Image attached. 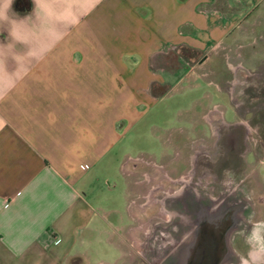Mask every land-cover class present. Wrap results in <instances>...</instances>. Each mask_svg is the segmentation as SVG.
I'll return each instance as SVG.
<instances>
[{
	"label": "crops",
	"instance_id": "crops-1",
	"mask_svg": "<svg viewBox=\"0 0 264 264\" xmlns=\"http://www.w3.org/2000/svg\"><path fill=\"white\" fill-rule=\"evenodd\" d=\"M13 3L0 22V264H86L120 236L122 208L130 250L146 176L167 172L165 155L134 150L135 130L184 69L182 49L208 59L231 46L264 24V0H44L38 14Z\"/></svg>",
	"mask_w": 264,
	"mask_h": 264
},
{
	"label": "flooded vegetation",
	"instance_id": "flooded-vegetation-1",
	"mask_svg": "<svg viewBox=\"0 0 264 264\" xmlns=\"http://www.w3.org/2000/svg\"><path fill=\"white\" fill-rule=\"evenodd\" d=\"M239 95L247 98L243 104L248 98L256 100L251 115L255 117L260 186H250L244 173L249 124L224 123L230 128L218 132L217 139L203 138L200 148L197 139L188 141L175 151L167 172L146 176L150 202L143 213L147 229L141 233L142 248L135 264H242L247 258L249 230L233 233L232 202H240L235 227L247 221L246 201L254 205L250 222L264 220V84ZM233 127L243 128L239 138L234 132L228 134ZM181 161L183 168L178 166Z\"/></svg>",
	"mask_w": 264,
	"mask_h": 264
},
{
	"label": "rangeland",
	"instance_id": "rangeland-1",
	"mask_svg": "<svg viewBox=\"0 0 264 264\" xmlns=\"http://www.w3.org/2000/svg\"><path fill=\"white\" fill-rule=\"evenodd\" d=\"M227 42H230L231 46L226 45L211 52L208 59L203 57V54L196 57L185 56L182 64L184 69L173 73L167 96L154 109L151 120L148 118L149 123H141L135 130L131 143L137 153L139 150L145 153L153 152L156 157L159 153L161 156L165 155L164 160L170 165L177 144L183 145L191 139H197L196 146L200 148L203 138H208V141L217 139L218 132H226L230 128L224 123L249 124L251 127L245 144L249 153L244 160V173L250 186L256 189L260 186L256 159L257 133L255 117L251 115V110H255L256 100L248 98V103L243 104L247 98L239 95V92L255 90L258 85L264 84V24L248 26L245 32L237 29ZM207 116L212 118L213 127L209 124ZM153 120H157L158 125L155 124L154 129L150 128V124H154ZM242 131V127H233L228 130V134L234 132L239 138L238 134L241 135ZM183 149L185 150V147ZM178 166L183 168L185 164L181 161ZM105 185H108V182ZM118 188L122 189V184H119ZM139 217L142 220L135 221L137 227L131 238L133 246L130 250L125 241L128 237L124 236L122 226H126L131 220L128 222L127 211L122 208L116 223L120 236L115 235L113 241L105 238L102 243H97L96 253L89 256L86 264L100 261L101 259H97L99 255L103 256V264H135L136 256L142 248L141 233L147 229V214L142 213ZM139 225H142V228H139Z\"/></svg>",
	"mask_w": 264,
	"mask_h": 264
},
{
	"label": "clouds",
	"instance_id": "clouds-1",
	"mask_svg": "<svg viewBox=\"0 0 264 264\" xmlns=\"http://www.w3.org/2000/svg\"><path fill=\"white\" fill-rule=\"evenodd\" d=\"M13 0H0V22L10 21L8 15ZM35 14L42 10L44 0H33ZM9 35L15 39L14 29H9ZM245 243L248 245L247 258L242 264H264V220L251 223V227L245 236Z\"/></svg>",
	"mask_w": 264,
	"mask_h": 264
},
{
	"label": "water",
	"instance_id": "water-1",
	"mask_svg": "<svg viewBox=\"0 0 264 264\" xmlns=\"http://www.w3.org/2000/svg\"><path fill=\"white\" fill-rule=\"evenodd\" d=\"M244 207L247 210V221L243 222L240 225H237L235 227V222H237V219L239 218L238 213H239V210H240V202L238 200L232 202L231 218H232L233 233L236 230L247 231L251 227L250 219L253 217L254 205H253V203L251 201H246L245 204H244ZM231 254H232L231 255L232 260L235 263L237 261V257H236L234 249H232V253Z\"/></svg>",
	"mask_w": 264,
	"mask_h": 264
},
{
	"label": "trees",
	"instance_id": "trees-1",
	"mask_svg": "<svg viewBox=\"0 0 264 264\" xmlns=\"http://www.w3.org/2000/svg\"><path fill=\"white\" fill-rule=\"evenodd\" d=\"M13 9L19 14H25L30 12L33 9L32 0H14ZM184 56L190 55L191 57H196L199 53L196 50L185 47L182 49Z\"/></svg>",
	"mask_w": 264,
	"mask_h": 264
},
{
	"label": "built area",
	"instance_id": "built-area-1",
	"mask_svg": "<svg viewBox=\"0 0 264 264\" xmlns=\"http://www.w3.org/2000/svg\"><path fill=\"white\" fill-rule=\"evenodd\" d=\"M88 167H89V166L86 165V164L82 166L83 169H87ZM59 241H60V238H59V237L56 238V242H59Z\"/></svg>",
	"mask_w": 264,
	"mask_h": 264
}]
</instances>
